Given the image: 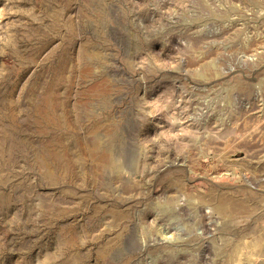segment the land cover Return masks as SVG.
I'll return each instance as SVG.
<instances>
[{
	"label": "rangeland",
	"instance_id": "obj_1",
	"mask_svg": "<svg viewBox=\"0 0 264 264\" xmlns=\"http://www.w3.org/2000/svg\"><path fill=\"white\" fill-rule=\"evenodd\" d=\"M0 264H264V0H0Z\"/></svg>",
	"mask_w": 264,
	"mask_h": 264
}]
</instances>
